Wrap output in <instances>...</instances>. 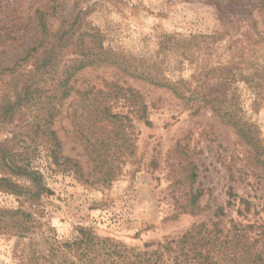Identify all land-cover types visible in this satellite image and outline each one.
Returning a JSON list of instances; mask_svg holds the SVG:
<instances>
[{
    "label": "rangeland",
    "instance_id": "obj_1",
    "mask_svg": "<svg viewBox=\"0 0 264 264\" xmlns=\"http://www.w3.org/2000/svg\"><path fill=\"white\" fill-rule=\"evenodd\" d=\"M60 1L64 16L89 12L84 20L119 67L87 68L71 78L52 127L58 165L20 117L0 125L3 143L22 124L15 149L49 191L36 204L39 228L31 237L0 234V264H60L50 251L53 240H71L77 227L112 238L131 256L195 225L216 224L222 238L234 233L233 222L264 227V0ZM47 6V0H0L2 68L34 46L35 12ZM71 58L64 53L58 78ZM142 73L180 88L185 99L139 80ZM90 89L89 100L102 91L97 99L118 116L102 129L87 121L92 109L82 95ZM138 94L148 126L138 120ZM240 199L252 206L243 216ZM0 207L17 208L18 200L0 193ZM256 248L264 262V237Z\"/></svg>",
    "mask_w": 264,
    "mask_h": 264
},
{
    "label": "trees",
    "instance_id": "obj_2",
    "mask_svg": "<svg viewBox=\"0 0 264 264\" xmlns=\"http://www.w3.org/2000/svg\"><path fill=\"white\" fill-rule=\"evenodd\" d=\"M47 1L46 10L35 12L38 33L34 46L11 68L0 66V125L13 124L15 118L19 120L20 117L19 121L25 128L45 141L49 159L58 165L61 150L52 127L57 115V103L70 96L72 88L68 85L71 78L87 68L119 66L104 51L100 32L84 20L88 11L79 9L75 15L73 12L64 16L61 14L60 0ZM82 1L74 0L76 4ZM65 52L72 58L67 60L58 78L57 70ZM138 79L171 90L174 95L185 99L180 88L143 73ZM226 80L223 83H228ZM92 91L90 89L82 95L85 103H88L85 107L92 109L87 121L95 127L101 124L99 129H102L103 125L115 121L118 116L110 112L105 98L97 99L103 94L102 91L89 100L88 95ZM104 96L109 98L108 95ZM117 96L118 93H115L114 97ZM26 113L29 116L26 117ZM137 113L139 121L150 125L147 108L139 94ZM20 126H14L16 131L12 137L0 143V193L18 200L17 208L0 207V234L29 238L39 228L36 226V204L49 191L42 183L40 174L31 168L23 151L15 149L22 135L17 130ZM238 133L246 143L254 145L252 141L255 139L247 132L240 130ZM100 159L95 160L98 165ZM198 197V194L191 197V205ZM239 203L244 211L238 210L237 214L243 216L250 213L252 206L249 202L240 199ZM232 230V235L227 234L222 238L216 224L212 225V230H208L205 224L195 225L176 240L158 244L154 251L131 256L122 244L112 238L99 237L91 228L77 227L71 240H53L55 245L50 251L60 259V264H264L261 252L256 248L264 237L263 224L242 225L233 222ZM144 247L148 249L150 246Z\"/></svg>",
    "mask_w": 264,
    "mask_h": 264
}]
</instances>
